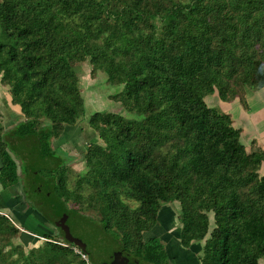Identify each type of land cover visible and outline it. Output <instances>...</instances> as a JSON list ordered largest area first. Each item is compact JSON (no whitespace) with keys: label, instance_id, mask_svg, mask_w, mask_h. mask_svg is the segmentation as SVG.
Returning <instances> with one entry per match:
<instances>
[{"label":"trees","instance_id":"16d2710c","mask_svg":"<svg viewBox=\"0 0 264 264\" xmlns=\"http://www.w3.org/2000/svg\"><path fill=\"white\" fill-rule=\"evenodd\" d=\"M87 59L122 86L113 98L133 117L89 115L101 142L86 148L87 170L70 189L64 170L73 155L56 142L87 113L76 69ZM0 75L21 112L9 130L0 116L1 205H12L13 190L22 209L36 210L40 201L23 196L31 170L25 173L21 161L38 151L62 162L61 151L68 159L53 184L58 201L45 200L52 222L64 213L92 220L83 212L91 208L124 254L169 264L162 243L168 237L144 235L159 224L164 205L178 202L174 239L189 254L204 241L199 264H260L264 150L248 151L232 116L206 97L218 92L224 102L246 103L245 87L264 90V0H0ZM20 143L29 149H17L24 158L14 153ZM12 219L0 213L3 263L84 264L78 246L51 231L38 234L45 242L28 254L12 246L21 233Z\"/></svg>","mask_w":264,"mask_h":264},{"label":"rangeland","instance_id":"374dc122","mask_svg":"<svg viewBox=\"0 0 264 264\" xmlns=\"http://www.w3.org/2000/svg\"><path fill=\"white\" fill-rule=\"evenodd\" d=\"M76 66L80 78V89L85 100L87 113L77 122L76 125L66 127L59 142H56V147L59 146L60 148H64L68 152H70L71 155H73V158L70 160L67 166H65L64 170V176L67 180V186L70 189L75 188L76 182L78 181L80 176L85 174L87 170L84 161L86 148L90 143L101 142L97 134L89 127V115L94 112L108 111L120 113L128 117H133L130 113H128L127 110L122 107V105L118 101L113 98L114 94L119 93L122 90V86L111 85L108 82L107 75L104 72H94L93 66L89 59H87L85 62L77 64ZM244 89L246 103H242L239 97H236L231 102H224L220 99L218 92L213 95L207 96L206 102L211 107H215L216 109L224 113H228L227 111L230 112L232 110L230 108H234L237 106L242 108L245 107L244 114L246 116L242 115V122L245 125L242 127L243 134L241 139L242 142L247 146V150L250 151V147L255 146V139L253 138V136L256 134V130L260 129L262 131L264 127V113L261 110H264V90L256 87H245ZM11 99L10 87L2 82V76L0 75V116L2 122L8 130L11 128V126H13L14 123L17 122V120L21 116L20 109L12 104ZM226 103L229 104L227 105ZM251 115L258 116L259 123L256 129L250 127L248 121L244 122V120H247V117L249 118V116ZM252 139V144L254 143V145L250 144ZM19 148L21 149V151L26 152H28L29 149L26 145H24V143H20V146H17V148H15L16 150H14V153L24 158L22 152L17 150ZM31 155L32 156L30 160L25 159L21 161L25 173L27 172V170L28 172H30L31 170V172L29 173L30 178L27 179V176L24 177L23 184L25 187L24 190L26 192L25 194H23V196H28L29 199H31L32 197L33 201L35 199L47 200L49 199V197H52L54 199L51 200L50 203L56 204V201H58L56 195H58L59 193H57V191L54 189L53 184H56V186L58 185V180L60 179L61 173L57 169L62 164V162L68 159L67 154L59 151V157L62 162L53 161L50 159L43 160L41 153H39L38 151L34 152V154L31 153ZM262 171L264 172V166L262 167ZM33 172L35 174H33ZM54 172L56 174H54ZM35 188H38L37 192H34ZM12 191L9 190V192H7V195L8 193L9 195L11 193V197L9 198L11 199L12 205L7 206L4 202H2V205L0 203V213L13 218L14 220L12 219V221H15L14 223L20 228L21 233L18 236H14L10 239V243L12 244V246H21L24 252L28 254L30 250L39 248L45 242L44 238H39L40 236L38 237L35 233H41L44 235L45 233H48L49 228L41 218L37 219L38 222H36V219L31 216V211H28L27 209H21L23 202L21 201V199H19V196L15 194L17 192ZM91 192V189L86 188L83 193L85 195H88ZM0 200H2V196ZM129 203L133 206H136L135 202ZM67 205L70 209H79V206H77L73 200L68 201ZM83 212L85 215L92 217L94 220H85V222L80 223V221H77L75 216H70L69 224L72 226V234L75 237L82 239L87 245V253L89 254L92 262L93 259L96 262L108 260L115 250L122 248L121 242H116V236L104 231L101 223L98 220L99 216L96 211L86 207L85 209H83ZM18 213H20L19 220L21 222H24L26 227H21V225L17 222V217L19 215ZM160 217L161 218L159 224L156 226V228L152 232H149L148 234L146 233L144 235L145 240H149L153 237L159 238V236H161L163 238L168 237L167 239H169L170 241L174 239V234H172L173 231H175L176 233L180 230V204L178 202L164 205V208L160 213ZM210 221L212 225V216ZM42 223L45 225H43ZM23 228H25L26 230ZM30 235L38 237L39 239L29 238ZM54 235L58 236L57 234ZM162 243L165 245V247L167 246V243L165 241ZM12 246L6 247L4 251L6 253L12 251ZM203 246L204 241H201L200 243H196L195 246L192 247L193 252L192 254L188 255L187 264H199L198 258L201 254V248ZM169 260V264H182V260L180 262L178 257H175L173 259L171 256ZM3 261L5 260L0 259V264H8L6 262L3 263ZM71 261H74L73 264H77L74 258H72ZM126 261H124V264ZM127 262L128 264H130L129 261ZM261 264H264V258L261 259Z\"/></svg>","mask_w":264,"mask_h":264},{"label":"crops","instance_id":"0c3cea01","mask_svg":"<svg viewBox=\"0 0 264 264\" xmlns=\"http://www.w3.org/2000/svg\"><path fill=\"white\" fill-rule=\"evenodd\" d=\"M226 104L228 105L229 103H226ZM244 108L245 107L242 108V107L237 106V107H234V108H230V109H232L230 112L227 111L228 112L227 114H230L232 116L233 125L236 128L241 129V137H242V134H243L242 127L245 125L242 122V120H243L242 119V115L246 116L244 114ZM261 110L264 113V110L263 109H261ZM261 113H260V115H261ZM258 120H259L258 116L251 115V116H249V118L247 117V120H244V122L248 121L249 122V126L256 129V127H257V125L259 123ZM256 131H257L256 134L253 136V138L255 139V146H251L250 149H249L250 151L256 150V149L264 150V127H263L262 131L260 129H258ZM252 142H253V139H252L250 144H252ZM252 145H254V143ZM246 148H247V146H246ZM263 166H264V163L262 164L261 169H260L261 174H264V172L262 171V167ZM12 192H14V191H12ZM1 193H2V188L0 186V199H1ZM10 196H11V193H10V195H8V197H10ZM36 234L38 236V234H41V233H36ZM29 238H35V237L31 235V237L29 236ZM165 242L167 243L166 249L168 250L170 257L172 256L173 259L175 257H178L180 262L182 260V262H181L182 264H187L188 263L187 257L189 255V253H188V251H186L185 249H183L180 246V242L177 239H173V240L169 241V239L165 238ZM260 264H261V260H260Z\"/></svg>","mask_w":264,"mask_h":264},{"label":"flooded vegetation","instance_id":"af4514ba","mask_svg":"<svg viewBox=\"0 0 264 264\" xmlns=\"http://www.w3.org/2000/svg\"><path fill=\"white\" fill-rule=\"evenodd\" d=\"M39 201L40 202L34 201V203L36 202L34 204L36 210H38L40 212H43L42 214L45 215L47 219H51L50 213H51V210H52L51 209L52 206L50 204H47L45 200H39ZM24 207H25L24 209H27L28 211H31V213H32L31 216L34 219H36V222H38L37 219H39V217H38V215L35 214L34 208L33 207H29L28 205H25ZM61 218H62V216L57 218L55 220V223L60 221ZM69 218H70V216L68 217V219L66 221V224L70 227V230L72 232V226L69 224ZM39 223H40V220H39ZM43 225H45V224H43ZM46 226L49 228V231H52L54 234H57L58 237H63L64 236V231H63V229L61 227L57 226L55 228H52L51 226H48V225H46ZM172 234H175V231H173ZM159 238L162 241H164L163 237L159 236ZM114 252H113L112 256L108 260H103L102 262H96L94 259H93V262H92L91 258H90V260H91L92 264H124L125 260L129 261L131 264H142V263H140L139 260H133L131 257H129L128 255L124 254L120 249H117Z\"/></svg>","mask_w":264,"mask_h":264},{"label":"water","instance_id":"95a60500","mask_svg":"<svg viewBox=\"0 0 264 264\" xmlns=\"http://www.w3.org/2000/svg\"><path fill=\"white\" fill-rule=\"evenodd\" d=\"M34 212H35L36 215H38L39 218L44 220L46 225L51 226L52 228H55V227L58 226V227H61L63 229L64 236L61 237L62 241H65V242H68V243L73 244L75 246H78V247L81 248V250H83L84 252H87V245L84 243V241L82 239L75 237L72 234V232L70 230V227L66 224V221H67V219L69 217L68 214L64 213L62 218L60 219V221L55 223V222H52L49 219H47L46 216L42 214L43 212H40L38 210H35ZM125 264H128V262L126 261Z\"/></svg>","mask_w":264,"mask_h":264},{"label":"built area","instance_id":"2783aa9c","mask_svg":"<svg viewBox=\"0 0 264 264\" xmlns=\"http://www.w3.org/2000/svg\"><path fill=\"white\" fill-rule=\"evenodd\" d=\"M61 245L63 246H68V244L65 243H61ZM74 252L80 256V258L82 259V261H84V264H92L90 257L88 256V254H86L83 250H81V248L79 247H73Z\"/></svg>","mask_w":264,"mask_h":264}]
</instances>
